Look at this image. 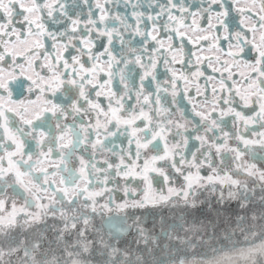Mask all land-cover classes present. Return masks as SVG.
Listing matches in <instances>:
<instances>
[{"label":"snow or ice","instance_id":"snow-or-ice-1","mask_svg":"<svg viewBox=\"0 0 264 264\" xmlns=\"http://www.w3.org/2000/svg\"><path fill=\"white\" fill-rule=\"evenodd\" d=\"M0 264H264V0H0Z\"/></svg>","mask_w":264,"mask_h":264},{"label":"water","instance_id":"water-1","mask_svg":"<svg viewBox=\"0 0 264 264\" xmlns=\"http://www.w3.org/2000/svg\"><path fill=\"white\" fill-rule=\"evenodd\" d=\"M139 215V213H137ZM164 215L168 216V217H172L173 216V213L172 212H169V211H165L164 212ZM147 223L144 225L145 228H147L149 231L153 232V233H156L159 231L160 229V224H159V221L158 220H153L152 218L150 217H145ZM202 220H204V217H201ZM210 219V217H209ZM206 222V221H205ZM95 223L97 225H99L100 221L99 219H97L95 221ZM129 223H131V221H129ZM224 221L221 222V227L224 226ZM110 225L108 223H105V228H108ZM135 235V230L133 229V231L131 233H126L124 235V237L122 238L121 240V244L123 245V243L126 241V240H131L133 238V236ZM107 238V237H106ZM163 242V241H161Z\"/></svg>","mask_w":264,"mask_h":264},{"label":"flooded vegetation","instance_id":"flooded-vegetation-1","mask_svg":"<svg viewBox=\"0 0 264 264\" xmlns=\"http://www.w3.org/2000/svg\"><path fill=\"white\" fill-rule=\"evenodd\" d=\"M196 2H198V0H196ZM233 15L235 16L236 14L235 13H233ZM49 23H51V22H49ZM234 24L236 23L235 21L233 22ZM56 27H60V25H56ZM48 43H50V42H48ZM192 46L191 45H187V48H191ZM187 48H186V50H187ZM193 50H195V49H193ZM73 54H75V53H73ZM205 54H207V53H205ZM253 55H254V53H253ZM185 71H187V69H185ZM161 72H163V69L161 68ZM211 72V70L209 69L208 70V73H210ZM166 78V77H165ZM26 88H27V86H25V90H24V93L23 94H20V93H18L17 91H15L14 90V92H13V96H14V98H20V99H23L24 98V96L25 95H27V91H26ZM59 95V94H58ZM61 102H62V100H61ZM184 106H185V108H186V110H187V112H188V117H189V120H191L192 118H193V113H192V111H191V107L188 105V103H187V101L185 100L184 101ZM122 142H125V138L124 137H120L117 141H116V143L119 145V144H121ZM193 143H195V141H193ZM202 174H207L206 172H204V173H202ZM177 182H180V181H177ZM156 187L159 189L161 186L159 185V184H157L156 185ZM166 187V186H165ZM119 195H117V199L119 200ZM18 203H19V201H18Z\"/></svg>","mask_w":264,"mask_h":264},{"label":"rangeland","instance_id":"rangeland-1","mask_svg":"<svg viewBox=\"0 0 264 264\" xmlns=\"http://www.w3.org/2000/svg\"><path fill=\"white\" fill-rule=\"evenodd\" d=\"M176 186L179 187V186H180V182H177V183H176Z\"/></svg>","mask_w":264,"mask_h":264}]
</instances>
